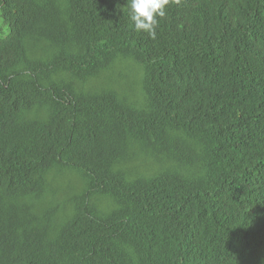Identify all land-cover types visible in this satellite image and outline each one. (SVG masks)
<instances>
[{
	"label": "trees",
	"instance_id": "obj_1",
	"mask_svg": "<svg viewBox=\"0 0 264 264\" xmlns=\"http://www.w3.org/2000/svg\"><path fill=\"white\" fill-rule=\"evenodd\" d=\"M0 0V264H264V0Z\"/></svg>",
	"mask_w": 264,
	"mask_h": 264
},
{
	"label": "clouds",
	"instance_id": "obj_2",
	"mask_svg": "<svg viewBox=\"0 0 264 264\" xmlns=\"http://www.w3.org/2000/svg\"><path fill=\"white\" fill-rule=\"evenodd\" d=\"M128 5L136 31H143L155 39L156 28L166 15L169 0H128Z\"/></svg>",
	"mask_w": 264,
	"mask_h": 264
}]
</instances>
